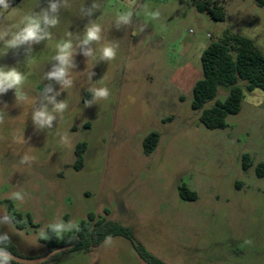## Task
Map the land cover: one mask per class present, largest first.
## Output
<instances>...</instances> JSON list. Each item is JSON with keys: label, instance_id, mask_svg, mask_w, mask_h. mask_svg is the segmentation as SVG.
Listing matches in <instances>:
<instances>
[{"label": "rangeland", "instance_id": "374dc122", "mask_svg": "<svg viewBox=\"0 0 264 264\" xmlns=\"http://www.w3.org/2000/svg\"><path fill=\"white\" fill-rule=\"evenodd\" d=\"M197 1L22 0L1 9L0 33L7 35L0 68L25 77L0 92V230L19 255H46L42 240L51 225H73L56 232L62 238L93 213L131 228L166 264H264V177L256 173L264 163V90H245L225 129H207L191 107L211 42L240 34L264 53V7L214 0L226 13L216 21L196 10ZM26 16L57 24L41 19V34L49 37L10 47ZM94 24L100 39L84 43ZM69 41L65 79L72 83L64 87L49 73L59 66L57 46ZM105 47L114 49L113 59L103 57ZM98 88L108 97H97ZM227 96L220 88L217 99ZM60 103L63 111L55 108ZM41 110L54 117L50 125L34 119ZM152 132L160 141L146 155L143 141ZM84 142V167L76 170L75 150ZM244 155L252 164L247 171ZM183 184L196 201L181 199ZM47 264L146 263L129 240L116 237Z\"/></svg>", "mask_w": 264, "mask_h": 264}, {"label": "trees", "instance_id": "16d2710c", "mask_svg": "<svg viewBox=\"0 0 264 264\" xmlns=\"http://www.w3.org/2000/svg\"><path fill=\"white\" fill-rule=\"evenodd\" d=\"M22 0H9L11 6L19 4ZM260 7H264V0H256ZM199 13L207 14L211 19L224 21L225 10L214 0H199L195 3ZM0 8V17H1ZM202 78L193 87L192 109L199 113V120L209 130L227 128V117L238 114L242 109L244 91L254 89L264 90V53L256 46L254 41L240 34H227L222 40L211 42L202 52ZM245 83V85H242ZM220 88L228 91L227 98L222 101L217 99ZM88 101V97H85ZM215 101L211 107L206 105ZM160 134L152 132L143 141V149L146 155H151L158 147ZM87 143H80L75 150V169L81 170L84 167V153ZM252 166L250 156L244 155L243 169L247 171ZM259 178L264 177V163H259L256 168ZM179 195L185 201H196L198 195L190 190L187 185L179 187ZM107 216L109 210H105ZM14 223L17 229L23 230L25 223L21 215L14 216ZM0 230V250L22 257L18 254L17 247ZM122 237L129 240L135 252L146 264H166L164 261L150 253L143 245L135 240L131 228L107 218H99L90 213L86 220H83L74 230L66 233L60 238L53 228L48 229V237L42 242L48 248V252L71 247V249L53 256L48 262L58 259L63 254L87 251L90 252L105 241ZM24 258V257H23ZM9 264H16L9 261Z\"/></svg>", "mask_w": 264, "mask_h": 264}, {"label": "clouds", "instance_id": "9594fccd", "mask_svg": "<svg viewBox=\"0 0 264 264\" xmlns=\"http://www.w3.org/2000/svg\"><path fill=\"white\" fill-rule=\"evenodd\" d=\"M9 0H0V8L7 10L9 8ZM53 10H55L56 5H52ZM131 15V13L127 15H123L120 17V19L127 21L128 17ZM41 19H43L44 23L55 26L57 24V21L55 19L49 20L47 16H44L42 18L40 17H33V16H26L24 18V27L13 34L12 39L7 41V44L10 47L16 46L17 44L27 42V41H39L44 38V34L42 35V30L40 27ZM100 27L99 25L94 24L87 30L86 38L84 43H87L89 41H98L100 39L99 36ZM7 35V33H0V39H3V37ZM58 54L54 57L57 61H59V66L51 73H49L50 77H55L57 80L62 81L64 87H70L71 86V80L65 79L67 75V67L70 65V56L72 55L71 48L72 44L71 42H65L61 45H58ZM115 51L112 47H105L102 50V55L104 58L107 59H113L115 57ZM25 77L16 70V68H11L7 71H5L3 68H0V92H4L6 89L18 87ZM95 95L97 97H105L107 98L109 95V92L106 88H98L93 89ZM66 107L65 103H60L55 106L56 110L63 111ZM53 116L48 114L47 111L41 110L34 114V119L38 120L41 124H49L53 120ZM16 198H20V193L15 194ZM54 231L57 233L67 229H71L73 227L72 224L64 225L62 223H57L54 225H51ZM3 239H7V237H4ZM14 259V257L11 256L10 253H6L4 250H0V264H9V261Z\"/></svg>", "mask_w": 264, "mask_h": 264}, {"label": "water", "instance_id": "95a60500", "mask_svg": "<svg viewBox=\"0 0 264 264\" xmlns=\"http://www.w3.org/2000/svg\"><path fill=\"white\" fill-rule=\"evenodd\" d=\"M69 249H71V247L55 249V250L48 252L46 255H44L40 258H36V259H27V258L19 257V256H16V255L10 253L11 256L14 257V259H12L11 261H13L16 264H43V263H46L47 261H49L53 256H55L59 253L65 252ZM6 253H8V252H6Z\"/></svg>", "mask_w": 264, "mask_h": 264}]
</instances>
